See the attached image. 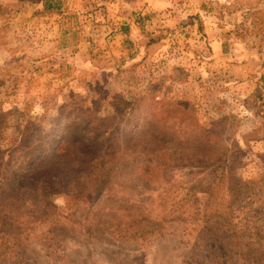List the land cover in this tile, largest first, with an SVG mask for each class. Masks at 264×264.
I'll return each instance as SVG.
<instances>
[{
  "label": "rangeland",
  "instance_id": "rangeland-1",
  "mask_svg": "<svg viewBox=\"0 0 264 264\" xmlns=\"http://www.w3.org/2000/svg\"><path fill=\"white\" fill-rule=\"evenodd\" d=\"M90 128L102 191L6 230L14 151ZM107 194L161 233L111 236ZM0 264H264V0H0Z\"/></svg>",
  "mask_w": 264,
  "mask_h": 264
},
{
  "label": "trees",
  "instance_id": "trees-1",
  "mask_svg": "<svg viewBox=\"0 0 264 264\" xmlns=\"http://www.w3.org/2000/svg\"><path fill=\"white\" fill-rule=\"evenodd\" d=\"M85 124L92 127L93 121L83 118L80 125ZM93 132L95 131L90 128L87 138H77L73 135L70 138H53L51 141H48L50 138H35L33 142L26 139L19 146L22 150L14 151L21 156L12 159V174L6 176V183L12 185L10 189L13 192L7 202L1 201L2 204L6 203L2 211L11 216V222L3 224L6 230L13 224L17 227L21 224V228H25L39 221V216L33 210L38 201L44 203L40 208L41 217H45L42 221L51 217L49 211L52 210L53 204L49 195L55 190L71 193L72 198L76 200H84L85 194L98 191L99 187V191H102L105 170L113 159V152L106 141L99 144L97 138L90 137ZM59 141L63 145L57 148ZM45 145L49 147L48 153L42 149ZM29 185L34 186L30 190V196L22 198L21 188ZM15 204L17 208L19 204L26 206L23 209L24 215H15V209L9 210L8 207H15ZM179 215L182 216L183 212ZM93 216L98 222L106 224L102 229L109 230L110 235L117 239L141 241L161 233V221L149 219L141 205L117 202L113 194L104 197Z\"/></svg>",
  "mask_w": 264,
  "mask_h": 264
}]
</instances>
